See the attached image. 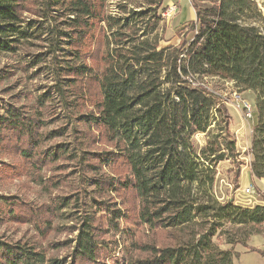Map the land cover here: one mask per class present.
I'll return each mask as SVG.
<instances>
[{
  "label": "trees",
  "instance_id": "1",
  "mask_svg": "<svg viewBox=\"0 0 264 264\" xmlns=\"http://www.w3.org/2000/svg\"><path fill=\"white\" fill-rule=\"evenodd\" d=\"M189 1L192 42L160 48L165 0H0V58L27 56L53 84L31 111L7 104L0 115V142L10 133L24 167L5 172L23 171L48 201L0 197V214L41 237L63 226L74 236L48 243L71 249L63 259L40 241L0 239V264H234L236 246L264 237L262 191L253 208L217 195L219 166L239 180L243 163L227 101L207 82L254 95L248 167L264 180V12L257 0ZM104 142L110 150L92 149ZM127 192L132 217L116 200ZM138 227L164 242H139Z\"/></svg>",
  "mask_w": 264,
  "mask_h": 264
},
{
  "label": "rangeland",
  "instance_id": "2",
  "mask_svg": "<svg viewBox=\"0 0 264 264\" xmlns=\"http://www.w3.org/2000/svg\"><path fill=\"white\" fill-rule=\"evenodd\" d=\"M257 2L264 12V0H257ZM164 5L168 9L176 7V10L166 18L164 17L163 22L160 24L158 31L160 48L168 46L178 47L183 45L187 40L192 42L194 33L191 32V29L195 20V12L190 1L165 0ZM38 52L40 51L37 48L31 50L32 55ZM28 60L29 58L27 56L24 57L22 54L17 56L7 55L0 58V115L5 114L7 104L28 107L29 109L27 110L31 111L30 107L35 104L34 100L39 93L48 91L51 85H53L47 68L42 72L39 68L31 69L30 67H26V65L28 66ZM207 82L211 89L227 101L230 114L233 118L231 130L237 140V150L240 154L239 161L243 163L239 180L235 177L236 167L229 161L219 166L216 187L217 195L221 200H234L238 205L253 208L260 202L258 193L264 191L263 182L253 178L248 167L250 161L248 153L251 147L253 125L256 122L254 95L250 92L240 93L232 83H220V81L216 80H207ZM247 105L253 111V118L247 117L245 110ZM44 112L46 113L45 110ZM46 117H49V115L47 114ZM52 127H56V124L55 126L52 125ZM3 138V142H0V197L17 196L23 203H27L30 209H37L48 201L47 195L44 194V191L40 187L33 184L23 171V174L18 175L5 172V165H11L15 169L17 167L18 170L24 167L19 165L21 162L18 150L15 147L16 142L11 138L10 133L4 132ZM67 140L69 138H62V140H56L52 143L55 144ZM206 140V135L198 134L193 141L197 147H201L206 143ZM92 149L101 151L110 150V147L104 142L97 144ZM111 171L116 175H121L124 172L121 168H114ZM48 175L51 174L48 172ZM63 186L64 192L62 191V193H68L69 188L65 184ZM248 188L252 190V195L245 193V190ZM59 193L61 192L57 191L54 195H58ZM116 200L120 201L119 205H123L120 207L125 209L131 217L134 216L137 203L132 193H122V196L117 197ZM0 209L2 210L3 206H0ZM0 218H2L0 219V239L5 242L40 241L39 245L48 251V257L63 259L71 253V249L65 248V246H61L60 249L55 250V247H51L48 244L51 242H66L74 237L64 228L63 225H66L65 223L57 222L63 226L61 230L49 233L46 237H41L36 232L35 225L22 224L7 216L1 217V214ZM136 229L137 240L141 243L160 245L164 242V236L160 232H151L144 227ZM219 244L222 248H229V246L224 244L223 238H219ZM248 246L249 248L242 245L235 247L237 256L234 258V264H264V237L254 235L249 241ZM252 247L254 250L257 249L259 251L252 252Z\"/></svg>",
  "mask_w": 264,
  "mask_h": 264
},
{
  "label": "built area",
  "instance_id": "3",
  "mask_svg": "<svg viewBox=\"0 0 264 264\" xmlns=\"http://www.w3.org/2000/svg\"><path fill=\"white\" fill-rule=\"evenodd\" d=\"M175 10H176V7H172L170 9H167V12L163 16L166 18L170 13H173ZM245 110H246L247 117L253 118V111H252L251 107L247 105L245 107ZM245 193L252 195V190L248 188L245 190Z\"/></svg>",
  "mask_w": 264,
  "mask_h": 264
},
{
  "label": "crops",
  "instance_id": "4",
  "mask_svg": "<svg viewBox=\"0 0 264 264\" xmlns=\"http://www.w3.org/2000/svg\"><path fill=\"white\" fill-rule=\"evenodd\" d=\"M260 181L263 182V184H264V180H260ZM262 192H264V191H262ZM259 201H260V200H259ZM236 204H237V203H236ZM258 205H262V202L260 201Z\"/></svg>",
  "mask_w": 264,
  "mask_h": 264
}]
</instances>
